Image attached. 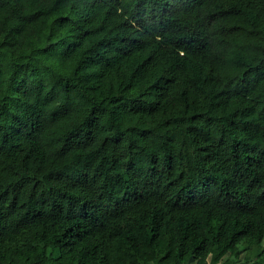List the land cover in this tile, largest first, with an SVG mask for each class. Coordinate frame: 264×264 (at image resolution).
<instances>
[{"label":"trees","instance_id":"trees-1","mask_svg":"<svg viewBox=\"0 0 264 264\" xmlns=\"http://www.w3.org/2000/svg\"><path fill=\"white\" fill-rule=\"evenodd\" d=\"M264 264V0H0V264Z\"/></svg>","mask_w":264,"mask_h":264},{"label":"rangeland","instance_id":"rangeland-1","mask_svg":"<svg viewBox=\"0 0 264 264\" xmlns=\"http://www.w3.org/2000/svg\"><path fill=\"white\" fill-rule=\"evenodd\" d=\"M245 256V251L238 255H230L226 256V258L223 260V262H226V264H247L243 257Z\"/></svg>","mask_w":264,"mask_h":264}]
</instances>
